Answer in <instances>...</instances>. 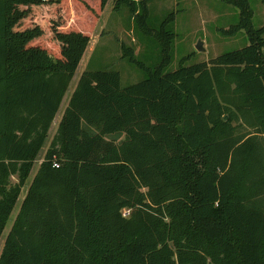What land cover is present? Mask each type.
Here are the masks:
<instances>
[{"label":"trees","instance_id":"obj_1","mask_svg":"<svg viewBox=\"0 0 264 264\" xmlns=\"http://www.w3.org/2000/svg\"><path fill=\"white\" fill-rule=\"evenodd\" d=\"M227 1L248 44L167 72L174 15L142 3L161 61L81 74L0 264H264V27ZM107 2L0 0V237Z\"/></svg>","mask_w":264,"mask_h":264},{"label":"rangeland","instance_id":"obj_2","mask_svg":"<svg viewBox=\"0 0 264 264\" xmlns=\"http://www.w3.org/2000/svg\"><path fill=\"white\" fill-rule=\"evenodd\" d=\"M249 1L253 10V27H264V0ZM142 3L147 8V25L150 29L160 28L168 15H174L169 24V28L175 33L172 59L164 72L172 71L181 64L188 66L209 62L218 55L241 49L248 44V34L245 30L228 32L239 22V14L237 8L227 0H130L128 3L119 4L118 7H115L116 0H108L50 126L44 146L35 158L27 181L8 217L0 237V251L81 74L85 71L115 70L119 72L121 86L125 87L146 77V72L141 66L153 69L161 61L157 39L137 22L136 15ZM199 40L203 41L204 51H198L196 48ZM123 46L133 50L135 61H130L123 55ZM11 180L14 183L18 178L12 176Z\"/></svg>","mask_w":264,"mask_h":264},{"label":"water","instance_id":"obj_3","mask_svg":"<svg viewBox=\"0 0 264 264\" xmlns=\"http://www.w3.org/2000/svg\"><path fill=\"white\" fill-rule=\"evenodd\" d=\"M196 48H197L198 51H204L205 49L203 47V41L199 40L198 43L196 44ZM226 118L227 117L225 116V119Z\"/></svg>","mask_w":264,"mask_h":264},{"label":"built area","instance_id":"obj_4","mask_svg":"<svg viewBox=\"0 0 264 264\" xmlns=\"http://www.w3.org/2000/svg\"><path fill=\"white\" fill-rule=\"evenodd\" d=\"M54 165L57 166L56 163Z\"/></svg>","mask_w":264,"mask_h":264}]
</instances>
